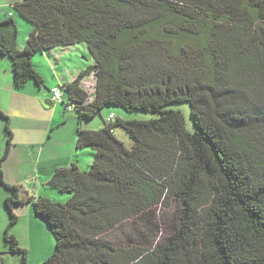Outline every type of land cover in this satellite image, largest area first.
Listing matches in <instances>:
<instances>
[{"label": "trees", "instance_id": "16d2710c", "mask_svg": "<svg viewBox=\"0 0 264 264\" xmlns=\"http://www.w3.org/2000/svg\"><path fill=\"white\" fill-rule=\"evenodd\" d=\"M15 16L31 27L22 50ZM80 44L93 64L60 87L63 106L85 123L121 113L98 131L78 124L89 170L72 164L47 183L65 203L20 199L0 170L10 194L3 241L17 264L28 254L8 233L12 207L30 202L55 241L42 264H264V0H22L0 14V57L16 89L44 87L33 56ZM88 75L91 93L81 86ZM179 104L195 130L168 109ZM133 112L159 118L125 119ZM0 119L1 168L12 135ZM170 202V232L143 236L138 220Z\"/></svg>", "mask_w": 264, "mask_h": 264}, {"label": "crops", "instance_id": "0c3cea01", "mask_svg": "<svg viewBox=\"0 0 264 264\" xmlns=\"http://www.w3.org/2000/svg\"><path fill=\"white\" fill-rule=\"evenodd\" d=\"M17 1L0 0V6L10 4V8L11 5L22 0ZM6 13L7 11L0 14ZM30 31L31 29L24 36V40L20 38L17 41L19 50L24 48ZM73 47L60 48L62 49L60 52L49 51L38 54L41 57L39 64L41 63L49 70V66L52 68L51 78L46 76L44 78L36 71L44 82V87L40 89L31 82L22 89H16L13 84L11 63L8 59L0 57V112L8 118L12 135L8 156L1 163L0 170L2 182L5 185L18 188L20 199L35 201L42 198L55 203H63L65 199L58 197H68L57 193L47 185L53 173L57 169L67 168L72 164L80 171L86 172L93 162V154L90 150H77L75 146L78 124L89 131L90 129L85 127L88 122H79L72 110L65 109L63 106L64 103H67L65 96L62 98V102H56L50 93V89L53 87H62L73 82L84 70L82 66L78 67L73 60V53L77 55L81 51L84 54L83 48L74 50ZM68 61L72 64L66 65L67 72L62 64H67ZM32 65L35 69L36 65L34 63ZM54 66H59V69L55 71ZM57 71L61 72V76L57 74ZM94 84V78L89 82L81 81V86L87 93L92 92ZM3 122L5 121L0 119V157L5 150L7 141V135L4 133L5 123ZM84 156L86 159L80 164L79 159ZM9 195L8 191L0 185V253L4 255L9 254L6 253L3 241L8 225L4 204ZM12 212L16 216L17 222L26 220L29 223L27 229L32 236L37 234L39 238L43 236L44 227L41 220L34 215L31 202L13 206ZM8 233L16 239L20 248L25 250V247L19 242L18 229L10 227ZM44 236L45 238L40 240L35 248L39 252L48 254V252H52L49 248L52 241L47 233Z\"/></svg>", "mask_w": 264, "mask_h": 264}, {"label": "rangeland", "instance_id": "374dc122", "mask_svg": "<svg viewBox=\"0 0 264 264\" xmlns=\"http://www.w3.org/2000/svg\"><path fill=\"white\" fill-rule=\"evenodd\" d=\"M18 1H21V0H18ZM9 5L0 6V13L8 11ZM14 19H15L17 25H19V35H18L17 41L20 38H23V40H24V36L31 29V27L26 21H24L20 17L15 16ZM75 48H83L84 54H82L81 51L78 52L77 55H75L73 53V60H74V62L77 63L78 67L82 66L85 70L87 67H89L93 64L90 53L88 52L87 48L82 44L76 45L73 47L74 50H75ZM61 50L62 49H60V48H56L50 52H60ZM69 50H71V49L69 48ZM39 56L40 55H38V54L33 56L31 59V62L34 63V65H36V68H35L36 71L39 72L41 75H43L44 78H45V76L48 78H51V74H50V71L52 72L51 66H49V68H50V70H49L47 67L43 66L41 63L39 64V62H41V59H40L41 57H39ZM71 64L72 63H70L68 61L67 64L65 63L62 65L65 66V69L68 72V68L66 67V65H71ZM53 68L56 71L59 69V66H54ZM57 74L59 76H61V72L57 71ZM91 79H93V76L88 75L83 79V81L89 82ZM109 108H111V107H109ZM111 109L113 110V108H111ZM116 109L121 110L119 108H116ZM168 109L175 110V111H181L185 117L186 125L189 122L190 125L192 124V129H194L193 122H192V119L190 117V109H189V106L187 104L172 105V106L168 107ZM113 112L114 111H109V110L103 111L100 116L89 121L88 124H85L86 129H90L89 131H93V132L100 130L104 126V122H103L104 119H106L109 115L119 116V114L121 113L120 111H117V114H115ZM122 112H124V111L122 110ZM127 114H128L127 115L128 117L125 118L127 120H150V119L159 118V115L150 114V113H143V112H133V113H130V114L127 113ZM194 130H193V132H194ZM115 136L117 137V139L119 141L123 142L127 148L130 147L131 142L129 141L128 137L126 136V134L122 130L117 129L115 131ZM85 159H86L85 156L80 158L79 163L82 164ZM58 198L59 199H65L63 203H65V201H67V199H68V198H62V197H58ZM174 210H175V206H174L173 202H170V204L168 206H165V207L164 206L156 207L152 212H150L149 214H146L143 218L138 220V225H141V223L143 222L146 224V226H148L147 229L140 227V233L146 237L147 236H150L152 238L154 237V240H156V241H157V239H159L163 236L166 237L165 235L170 232V226L172 225V222H173ZM6 216H7L8 221H9V217H8L7 212H6ZM28 226H29V223L26 220H21V221L17 222L16 224H14L11 227V229H15V228L18 229V234H19V239H20L19 242L21 245H23V247H25V250L27 251V254H28L27 264H42L54 252V249H55L54 248L55 247L54 238H53L51 232L49 231L48 227L43 222H42V226L44 227L45 233H43V236H41L40 238H39L38 234L35 236L34 235L32 236L29 233V229H27ZM46 233L48 234L50 240L52 241L51 244H49V248H51L52 252L50 251V252H48V254H45L44 252H39L37 250V248H35V246L38 245L39 241L43 240L45 238L44 234H46ZM4 246L6 247V253H7L8 248H7L5 243H4ZM19 259H20V256L16 255V254L15 255L14 254L4 255V254L0 253V264H17Z\"/></svg>", "mask_w": 264, "mask_h": 264}, {"label": "built area", "instance_id": "2783aa9c", "mask_svg": "<svg viewBox=\"0 0 264 264\" xmlns=\"http://www.w3.org/2000/svg\"><path fill=\"white\" fill-rule=\"evenodd\" d=\"M50 93H51V95H52L54 101H56V102H62L63 93H62V90H61L60 87L56 86V87L51 88V89H50ZM65 109H66L67 111H71V110H72V107L67 106V107H65ZM111 118H112V117L110 116V117L108 118V120H110Z\"/></svg>", "mask_w": 264, "mask_h": 264}]
</instances>
